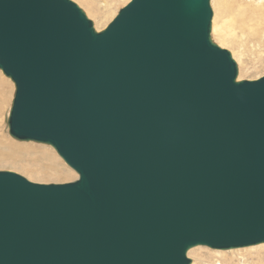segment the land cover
I'll return each mask as SVG.
<instances>
[{"label":"water","instance_id":"obj_1","mask_svg":"<svg viewBox=\"0 0 264 264\" xmlns=\"http://www.w3.org/2000/svg\"><path fill=\"white\" fill-rule=\"evenodd\" d=\"M211 0H0L7 124L78 178L0 171V264H192L264 244V76L238 80Z\"/></svg>","mask_w":264,"mask_h":264},{"label":"rangeland","instance_id":"obj_2","mask_svg":"<svg viewBox=\"0 0 264 264\" xmlns=\"http://www.w3.org/2000/svg\"><path fill=\"white\" fill-rule=\"evenodd\" d=\"M72 1H74L75 3H77L79 6H80V8H82L84 11H85V13L87 14V16H88V18L90 19V20H92L93 21V23H95L94 24V26L97 24V31H102V30H104L106 27H107V25L112 21V19L115 17V15L118 13V11H119V9L120 8H122V7H124L125 5H127V3H129V1L130 0H118V2L117 1H113L109 6L110 7H107V8H105L103 5H105V0H92L93 2V4L95 3V5H101V4H103L101 7H100V9H96L95 8V6H89V7H94V8H92V10L91 9H88L87 8V6H88V3L86 4V2H83V0H72ZM91 1V0H90ZM115 2V3H114ZM83 3V4H82ZM85 5V6H84ZM115 5V6H114ZM211 7H212V5H211ZM117 10H116V9ZM107 9H109V11L107 12V10L105 11V10ZM88 10L90 11V12H88ZM102 10V11H101ZM212 10H213V16H214V9H213V7H212ZM93 11H96V12H93ZM100 11H101V13H100ZM92 12V13H91ZM99 12V13H98ZM105 13V14H104ZM106 13H109V14H107L106 15ZM92 16H91V15ZM96 14H98V15H96ZM90 15V16H89ZM96 15V16H95ZM99 15H101V16H99ZM94 16H95V18H94ZM103 16V17H102ZM106 16V17H105ZM98 17L100 18V19H102V23H99L101 20L100 19H98ZM105 17V18H104ZM94 18V19H93ZM103 18L104 19H106V21L105 20H103ZM99 21H98V20ZM96 21H98V22H96ZM104 21V22H103ZM106 22V23H105ZM101 26V27H100ZM95 27V28H96ZM100 27V28H99ZM260 39H262V38H260ZM259 39V40H260ZM255 40V41H254ZM247 41H249V40H247ZM252 41H253V43H252ZM252 41H249V43L247 42V44L246 45H249L247 48L249 49H247V48H244V47H246V45L245 46H243V47H241L244 51H241V49H239L238 48V45L237 44H234V46L235 47H232L231 45L228 47V46H225V47H221V48H223V49H226V50H228L229 52H231V54H232V57H233V59L236 61V59L234 58V56L233 55H235V54H233L232 53V51H234V48H236V49H238L237 51V53H239L240 55H241V58H243L244 56L246 57H244L243 59H241V63L243 64L242 65V67H241V74L240 75H242V77H241V80H257V79H259V78H261V77H263L264 76V40H261V41H259V43H257L258 41L256 40V39H253ZM216 44H217V42L216 41H214ZM255 43V44H254ZM263 43V45H261V44ZM260 47H259V46ZM251 46H252V52L250 51L251 50ZM253 46H255V48L253 47ZM261 46H263V48L261 47ZM259 49H258V48ZM246 50V51H245ZM256 50V51H255ZM263 50V51H262ZM242 52V53H241ZM248 52H251V53H248ZM255 54H254V53ZM261 54H260V53ZM235 53V52H234ZM244 53H245V55H244ZM253 53V54H252ZM252 55H253V57H252ZM254 55H255V57H254ZM237 56V55H236ZM262 60H261V59ZM244 60V62H242ZM247 61V62H246ZM237 62V61H236ZM250 64H249V63ZM240 63V64H241ZM244 67V68H243ZM246 67H248V68H246ZM247 70V71H246ZM245 71V72H244ZM245 75V76H244ZM2 77V76H1ZM244 77V78H243ZM7 79V78H6ZM5 79V80H6ZM8 84V85H7ZM4 85V86H3ZM3 85H1V87L0 88H2V90H4V92H5V94H4V97H5V100H4V107L2 108V110H3V113L5 112V110H6V120H4V116H2V119H0V121L2 120V125H3V127H2V125H1V123H0V171H10V172H15V173H17V174H19V175H22V176H24L25 178H27L28 180H30V181H32V182H34V183H42V184H52V183H54V184H64V183H70V182H73V180L75 181L76 179H77V173L76 172H74L70 167H68L67 165H66V163L63 161V160H61V158L57 155V153H56V151L52 148V147H50V146H48L49 147V149H50V152L52 151V153H54L58 158H59V160L61 161H57V160H53V158L51 159L50 158V160L48 161L47 159L49 158H47L45 155H43L40 151H37V150H44V149H42V148H44L43 147V145L42 146H40V147H36L35 145H27V144H21V147H19L20 146V144L19 143H17V142H15V141H17V140H15V139H13L11 136H10V134H9V130H7V119H8V113H9V111H10V108H11V104H12V99H13V91L14 90H12V87H11V85L9 84V82L6 80V83H4ZM14 85V84H13ZM9 86H10V88H9ZM12 90V95L11 94H8L10 91ZM6 91H7V93H6ZM9 91V92H8ZM15 92V91H14ZM11 93V92H10ZM8 94V95H7ZM9 96V97H8ZM7 98V99H6ZM10 98V99H9ZM9 99V100H8ZM6 101V102H5ZM7 101H8V103H7ZM10 102V103H9ZM9 104V105H8ZM7 107V108H6ZM9 107V108H8ZM4 120V121H3ZM4 128V129H3ZM9 129V128H8ZM3 131H5V132H3ZM3 132V133H2ZM3 135V136H2ZM5 135V136H4ZM2 136V137H1ZM8 141H9V144H8ZM11 142V143H10ZM9 145H11V147L9 146ZM13 145V146H12ZM19 145V146H18ZM18 146V147H17ZM26 146H30V148H28V147H26ZM2 147H3V149H2ZM23 147V148H22ZM33 147V148H32ZM48 147H46V148H48ZM12 149V150H11ZM16 149V150H15ZM19 149V150H18ZM33 150V151H31V150ZM5 150V151H4ZM27 152H26V151ZM30 150V151H29ZM6 151H8V152H6ZM18 151V152H17ZM23 152V153H22ZM12 153V154H11ZM25 153V154H24ZM30 155H29V154ZM43 155V157H44V160H43V158H42V156H41V154ZM24 154V155H23ZM34 154V155H33ZM10 155V156H9ZM19 155V156H18ZM21 155V156H20ZM31 156H33V157H31ZM19 157H21V158H19ZM31 159H30V158ZM11 158V159H10ZM17 158V159H16ZM33 158V159H32ZM15 159V160H14ZM34 159L35 160H37V161H39V162H37V161H34ZM40 159V160H39ZM2 160H3V162H2ZM7 160V161H6ZM17 160V161H16ZM25 162H24V161ZM32 160V161H31ZM41 160H43V162L41 161ZM10 161V162H9ZM31 161V162H30ZM20 162V163H19ZM26 162H28L27 163V165L25 164ZM47 162V163H46ZM18 163H19V165H18ZM43 163H46V164H43ZM49 163V164H48ZM61 163V164H60ZM1 164H2V166H1ZM6 164V165H5ZM17 164V165H16ZM26 165L25 167H23V168H25L24 170H22L21 168H22V165ZM31 166H30V165ZM37 164L39 165V166H37ZM16 165V166H15ZM28 165H29V167H28ZM37 166V168H36V166ZM65 165V167H63ZM13 166H15V167H13ZM17 166H19V167H17ZM35 166V167H34ZM51 166V167H50ZM40 167H42L43 169H41ZM46 167V168H45ZM50 167V168H49ZM16 168H17V170H16ZM39 168H40V170H39ZM48 168H49V171H48ZM66 168H67V170H66ZM36 169H38L37 171H35ZM46 169V170H45ZM56 171V170H58V171H54V170ZM28 170H30V171H28ZM41 170L42 171H44V172H41ZM70 172H69V171ZM25 171V172H24ZM28 171V172H27ZM32 171H34V172H32ZM49 172V173H46V172ZM67 171V172H66ZM30 172H31V174H30ZM58 172V173H57ZM40 173V174H39ZM44 173H46V175L44 174ZM53 173V175H51ZM62 173H63V175H62ZM69 174V176H68V174ZM72 173H73V177H72ZM48 174V175H47ZM61 174V175H60ZM75 174V175H74ZM29 175H31V176H29ZM56 175V176H55ZM49 176V177H48ZM51 176H53V177H51ZM58 176H59V178H58ZM71 176V177H70ZM32 177H33V179H32ZM43 180H41L40 178ZM43 177H45L44 179H43ZM46 178H48V180L49 181H47V179ZM55 180H54V179ZM57 178V179H56ZM62 178H68V179H66L67 181H65L64 179H62ZM37 180V181H36ZM60 180V181H59ZM261 248H264V246H261V247H258L257 249H255V250H251L250 252H256L257 250H259V249H261ZM242 253H248L246 250H243V251H231V252H229L228 253V255H229V258H230V256L233 258V262H235V263H238L237 261H239V258H241L240 257V255L242 254ZM243 255V254H242ZM241 255V256H242ZM191 260H193L192 261V263H196V264H216V262L217 263H222V264H226L225 262H224V259H222L221 258V256L220 255H215V253H212V251H210L209 249H206V248H201L200 247V249H196L195 251H193L192 252V254L190 255V257H189ZM214 258V259H213ZM198 259V260H197ZM197 261V262H196ZM229 263H230V261H228Z\"/></svg>","mask_w":264,"mask_h":264},{"label":"bare ground","instance_id":"obj_3","mask_svg":"<svg viewBox=\"0 0 264 264\" xmlns=\"http://www.w3.org/2000/svg\"><path fill=\"white\" fill-rule=\"evenodd\" d=\"M113 1H117L118 2V0H105V5H103V4H101V5H95V3L93 4L92 2V0L90 1V0H83V2H86V4L88 3V6H87V8L88 9H91L92 10V8H94V7H89L90 5L91 6H95V8L96 9H100V7L103 5L105 8H107V7H110L111 5V3L113 2ZM131 1V0H130ZM129 1V2H130ZM115 3V2H114ZM83 4V3H82ZM128 4V3H127ZM110 5V6H109ZM211 5H212V7H213V9H214V16L212 17V32H211V36H212V40L213 41H216L217 42V45L220 47H225V46H232V47H235L234 46V44H237L238 45V48L239 49H241V51H244L241 47H243V46H245L246 44H247V42L249 43V41H252L253 39H256L258 42L257 43H259V41H261V40H264V0H211ZM85 6V5H84ZM100 6V7H99ZM115 6V5H114ZM126 6V5H125ZM124 6V7H125ZM102 8V7H101ZM123 8V7H122ZM122 8H120L119 9V11L122 9ZM116 9V8H115ZM105 10V9H104ZM107 10V9H106ZM105 10V11H106ZM117 10V9H116ZM102 11V10H101ZM101 11H100V13H101ZM109 11V9L107 10V12ZM119 11H118V13H119ZM88 12H90L89 10H88ZM93 12H96V11H93ZM92 13V12H91ZM99 13V12H98ZM117 13V14H118ZM105 14V13H104ZM107 14H109V13H106V15ZM117 14L115 15V17L117 16ZM91 15V14H90ZM89 15V16H90ZM96 15H98V14H96ZM95 15V16H96ZM92 16V15H91ZM95 16H94V18H95ZM99 16H101V15H99ZM103 17V16H102ZM106 17V16H105ZM104 17V18H105ZM114 17V18H115ZM93 18V19H94ZM101 18V17H100ZM99 17H98V19H100ZM103 18V20H105L106 21V19H104ZM113 18V19H114ZM97 19V20H98ZM112 19V20H113ZM101 21L99 22V23H102V19H100ZM99 21V20H98ZM98 21H96V22H98ZM104 22V21H103ZM107 22V21H106ZM105 22V23H106ZM95 24V23H94ZM98 24V23H97ZM97 24L95 25V27L97 26ZM98 27V26H97ZM97 27H96V30H98L97 29ZM101 27V26H100ZM99 27V28H100ZM260 38H262V39H260ZM260 39V40H259ZM247 40H249V41H247ZM255 41V40H254ZM262 42V41H261ZM252 43H253V41H252ZM255 44V43H254ZM261 44V43H260ZM261 45H263V43L261 44ZM249 45H246V47H244V48H247ZM259 46V45H258ZM254 48H255V46H253ZM260 47V46H259ZM262 48H263V46H261ZM258 48V47H257ZM248 49V48H247ZM250 49V48H249ZM248 49V50H249ZM256 49V48H255ZM259 49V48H258ZM264 49V48H263ZM238 49H236V48H234V51H232V53L233 54H235V55H233L234 56V58L236 59V61H237V64H238V68H239V76H238V80H241V77H242V75H240L242 72H241V67H242V63H241V59H243V58H241V55L239 54V53H237L238 51H237ZM246 51V50H245ZM251 52H252V46H251V50H250ZM256 51V50H255ZM263 51V50H262ZM235 52V53H234ZM251 52H248V53H251ZM242 53V52H241ZM254 53V52H253ZM252 53V54H253ZM260 53V52H259ZM255 54V53H254ZM261 54V53H260ZM237 55V56H236ZM244 55H245V53H244ZM243 56V55H242ZM252 57H253V55H252ZM254 57H255V55H254ZM246 58V57H245ZM244 58V59H245ZM261 59V58H260ZM262 60V59H261ZM242 62H244V60L242 61ZM247 62V61H246ZM241 63V64H240ZM249 63V62H248ZM250 64V63H249ZM244 68V67H243ZM246 68H248V67H246ZM247 71V70H246ZM241 72V73H240ZM245 72V71H244ZM2 76V77H1ZM245 76V75H244ZM7 78V79H6ZM244 78V77H243ZM9 82V84L11 85V87H12V90H14L15 91V88H14V85H13V82L11 81V79H9L8 77H6L3 73H2V71L0 70V87H1V85H3L4 83H6V80ZM8 85V84H7ZM4 86V85H3ZM9 88H10V86H9ZM11 89V88H10ZM12 90L8 93V94H11L12 95ZM14 91H13V97H14ZM6 93H7V91H6ZM4 94H5V92H4V90H2V88H0V119H2V116H6V113L8 112H6V110H5V112L3 113V110H2V108L4 107L3 105L5 104L4 103V100H5V97H4ZM7 94V95H8ZM9 97V96H8ZM7 99V98H6ZM10 99V98H9ZM8 99V100H9ZM13 100V99H12ZM11 100V101H12ZM6 102V101H5ZM7 103H8V101H7ZM10 103V102H9ZM9 105V104H8ZM7 108V107H6ZM9 108V107H8ZM10 112V111H9ZM9 114V113H8ZM9 116V115H8ZM4 120H6V117L4 118ZM3 120V121H4ZM8 120V119H7ZM2 122V120L0 121V123ZM1 125H2V123H1ZM8 126V125H7ZM2 127H3V125H2ZM4 129V128H3ZM7 130H9L8 129V127H7ZM3 132H5V131H3ZM2 132V133H3ZM3 136V135H2ZM1 136V137H2ZM5 136V135H4ZM15 142H17V143H19L20 144V146L19 147H21V144H29V145H35L36 147L38 146V147H40V146H42L41 144H37V143H34V142H20V141H15ZM1 143V142H0ZM11 143V142H10ZM8 144H9V141H8ZM40 145V146H39ZM10 147H11V145H9ZM13 146V145H12ZM17 146V147H18ZM26 147H28V148H30V146H26ZM43 147L44 148H42V149H44V150H37V151H40L43 155H45L48 159V161L50 160V158L52 157L53 158V160L55 161V160H57V161H60L59 160V158L54 154V153H52V151L50 152V149H49V147L48 146H46V145H43ZM46 147H48V148H46ZM23 148V147H22ZM33 148V147H32ZM2 149H3V147H2ZM12 150V149H11ZM16 150V149H15ZM19 150V149H18ZM31 150V149H30ZM29 150V151H30ZM5 151V150H4ZM26 151V150H25ZM31 151H33V150H31ZM6 152H8V151H6ZM18 152V151H17ZM27 152V151H26ZM23 153V152H22ZM40 153V154H41ZM57 153V152H56ZM12 154V153H11ZM25 154V153H24ZM23 154V155H24ZM29 154V153H28ZM41 154V156H42V158H43V160H44V157H43V155ZM30 155V154H29ZM34 155V154H33ZM58 155V154H57ZM10 156V155H9ZM19 156V155H18ZM21 156V155H20ZM59 156V155H58ZM31 157H33V156H31ZM19 158H21V157H19ZM30 158V157H29ZM51 158V159H52ZM11 159V158H10ZM17 159V158H16ZM31 159V158H30ZM33 159V158H32ZM15 160V159H14ZM38 160V159H37ZM37 160H35L34 159V161H37ZM40 160V159H39ZM43 160H41L42 162H43ZM62 160V159H61ZM7 161V160H6ZM17 161V160H16ZM24 161V160H23ZM32 161V160H31ZM30 161V162H31ZM1 162V161H0ZM2 162H3V160H2ZM10 162V161H9ZM25 162V161H24ZM37 162H39V161H37ZM61 162V161H60ZM20 163V162H19ZM19 163H18V165H19ZM27 163L28 162H26L25 164L27 165ZM47 163V162H46ZM46 163H43V164H46ZM49 164V163H48ZM61 164V163H60ZM6 165V164H5ZM17 165V164H16ZM15 165V166H16ZM22 165V164H21ZM25 165V166H26ZM30 165V164H29ZM29 165H28V167H29ZM1 166H2V164H1ZM15 166H13V167H15ZM20 166V165H19ZM19 166H17V167H19ZM24 165H22V170H24L25 168H23V167H25ZM31 166V165H30ZM36 166V165H35ZM34 166V167H35ZM37 166H39L38 164H37ZM37 166H36V168H37ZM51 167V166H50ZM49 167V168H50ZM63 167H65V165L63 166ZM30 168V167H29ZM41 169H43L42 167H40ZM40 168H39V170H40ZM46 168V167H45ZM49 168H48V171H49ZM16 170H17V168H16ZM38 169H36L35 171H37ZM44 170V169H43ZM46 170V169H45ZM54 170V169H53ZM66 170H67V168H66ZM28 171H30V170H28ZM27 171V172H28ZM55 171V170H54ZM56 171H58V170H56ZM55 171V172H56ZM69 171V170H68ZM25 172V171H24ZM32 172H34V171H32ZM41 172H44V171H42L41 170ZM46 172V171H45ZM67 172V171H66ZM70 172V171H69ZM75 172V171H74ZM46 173H49V172H46ZM46 173H44L45 175H46ZM58 173V172H57ZM30 174H31V172H30ZM40 174V173H39ZM68 174V173H67ZM70 174V173H69ZM69 174H68V176H69ZM48 175V174H47ZM51 175H53V173L51 174ZM61 175V174H60ZM62 175H63V173H62ZM71 175V174H70ZM75 175V174H74ZM29 176H31V175H29ZM56 176V175H55ZM49 177V176H48ZM51 177H53V176H51ZM71 177V176H70ZM72 177H73V173H72ZM40 178V177H39ZM45 177H43V179H44ZM58 178H59V176H58ZM74 178V177H73ZM77 178H78V175H77ZM32 179H33V177H32ZM41 179V178H40ZM47 179V181H49L48 180V178H46ZM54 179V178H53ZM57 179V178H56ZM62 179H64L65 181H67L66 179H68V178H62ZM31 180V179H30ZM42 180V179H41ZM55 180V179H54ZM69 180V179H68ZM37 181V180H36ZM43 181V180H42ZM60 181V180H59ZM74 181V180H73ZM45 184V183H44ZM261 246H264V244H258V245H253V246H249V247H245V248H240V249H234V250H229V251H220V250H212V249H209V248H207V247H201V246H199V247H196V248H194V249H192V250H190V252L188 253V256L190 257V255L192 254V252L193 251H195L196 249H200V247L201 248H206V249H209L210 251H212V253H215V255L217 254V255H220L221 256V258L222 259H224V262L226 263V264H264V248H261V249H259V250H257L256 252H250L251 250H255V249H257L258 247H261ZM243 250H246L248 253H242L241 255H240V257L241 258H239V261H237L238 263H235V262H233V258L230 256V258H229V255H228V253L229 252H231V251H243ZM214 259V258H213ZM198 260V259H197ZM193 261V260H192ZM228 261H230V263L228 262ZM197 262V261H196ZM192 264H196L195 262L194 263H192ZM216 264H222V263H217L216 262Z\"/></svg>","mask_w":264,"mask_h":264}]
</instances>
